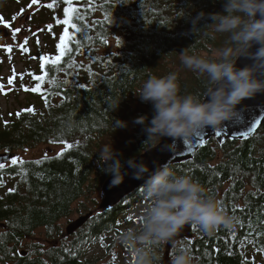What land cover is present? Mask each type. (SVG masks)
<instances>
[{"label": "trees", "instance_id": "trees-1", "mask_svg": "<svg viewBox=\"0 0 264 264\" xmlns=\"http://www.w3.org/2000/svg\"><path fill=\"white\" fill-rule=\"evenodd\" d=\"M9 1L0 2L8 8L0 6V18L11 17ZM53 2V9L46 7ZM223 3L224 0H92L89 5L88 0H74L80 18L73 22L81 31L74 33L70 45L73 51L59 65H46L48 79L55 81L46 80L42 85L47 105L39 93L24 89L38 83L29 73L43 74L41 55H59L56 45L63 25L56 19H64L67 5L64 0L36 3L37 11L31 18L42 26L43 44H38L37 53L31 54L36 69L29 71L18 89L27 95V104L17 111L21 115L17 117L16 112L4 116L0 112V153L29 151L38 145L62 146L59 153L64 150L61 141L72 148L59 158L57 153L48 156L41 164L31 162L44 156L23 160L22 165L12 166L9 162L0 170L4 182L0 186V264H93L84 260L81 252L90 238L100 241L113 256L114 243L120 241L123 232L139 226L142 217H124L135 209L136 195L137 203L147 200L143 186L117 205L89 215L83 225L85 234H80L82 227L78 229L73 233L78 237L70 245L59 243L61 233L57 227L70 215L74 203L80 202L78 211L84 215L97 207L92 196L111 176L102 171L107 165L99 161L104 143L118 142L116 151L125 166L127 160L156 146L157 141H147L145 125L134 122L147 116L148 123L154 115L152 103L142 102L136 94L149 75L175 73L182 95L205 98L206 77L184 67L180 52L188 48L189 54L210 58L224 46L227 34L214 33L207 26L213 23L208 14L222 13ZM200 12L206 15L194 24ZM47 25H52L51 31ZM111 44L113 50H109ZM72 60L73 66L67 67ZM29 107L34 108L35 115L22 112ZM115 119L126 121L128 126L116 130ZM172 167L178 175L200 183L206 196L219 200L229 214L238 217L234 227H219L211 235L193 224V237L176 244L192 252L195 264H264V125L246 140L220 144L211 139L193 159ZM9 189L15 191L9 193ZM40 228L46 231L44 242L50 243L49 247L40 242L22 251L23 242ZM162 248L163 245L158 249L160 264ZM120 249L131 251L124 243ZM171 249L174 254L177 247L173 244ZM131 264H136L134 253Z\"/></svg>", "mask_w": 264, "mask_h": 264}, {"label": "clouds", "instance_id": "clouds-1", "mask_svg": "<svg viewBox=\"0 0 264 264\" xmlns=\"http://www.w3.org/2000/svg\"><path fill=\"white\" fill-rule=\"evenodd\" d=\"M205 15L200 12L193 23ZM208 15L213 23L207 26L214 33L227 34L224 46L216 49L210 58L189 54L188 48L180 52L184 67L206 77L205 98L182 95L175 73L149 75L136 93L142 102L152 103L154 115L148 123L147 116H140L134 122L145 125L147 141L155 140L156 145L163 137L173 138V144L166 146L169 150H174L176 139L191 137L208 126L216 128L232 120L237 116V105L264 92V0H224L222 13ZM253 45H259L255 52L250 51ZM242 55L253 63L237 68L236 61ZM115 120L116 130L128 126L126 121ZM99 161L107 165L102 171L112 176L110 186L124 181L125 162L112 143L100 148ZM126 163L133 169L135 179H144L143 188L149 201L140 213L139 226L126 229L120 237L134 252L136 264H160L158 249L168 242L177 247L170 264H195L192 252L175 241L186 225L196 224L211 235L219 227H234L238 223V217L229 214L219 200L204 194L200 183L178 175L169 162L155 170L143 162L137 163L135 158Z\"/></svg>", "mask_w": 264, "mask_h": 264}, {"label": "rangeland", "instance_id": "rangeland-1", "mask_svg": "<svg viewBox=\"0 0 264 264\" xmlns=\"http://www.w3.org/2000/svg\"><path fill=\"white\" fill-rule=\"evenodd\" d=\"M27 0H11L7 3V5L11 8L10 12L12 15L10 18H2V22L0 23V31L6 30L7 36H1L0 34V85H3V91H0V112L7 116V114L11 113L14 114L19 111L23 106L27 104V95L23 91H19L20 84L22 80L28 77V73L30 70H35L37 64L34 60L31 59V54H36L38 47L37 40L39 41L40 46H42L43 41L42 38V26L38 25L33 17L31 16L37 11V4H33L32 2H26ZM31 5V6H30ZM1 8L8 9L4 3L0 4ZM5 15H7L6 11H3ZM19 28L20 31L15 34V38L12 36V32ZM43 39V38H42ZM27 40V47L28 52L23 51L20 45L24 44V41ZM6 46H11L12 51L9 53L5 50ZM112 44L109 46V50L112 49ZM30 50V51H29ZM8 54V55H5ZM24 54V55H23ZM15 74V79L13 80L12 84H9L8 81L10 78H13ZM21 74L23 75V79H20ZM18 92V94H16ZM30 102H33L30 100ZM169 137H165L167 139ZM163 139V140H165ZM116 142V143H115ZM111 142L114 150H116V146H118V142ZM161 142V141H160ZM110 142L107 141L104 144H109ZM103 144V145H104ZM62 146H49V145H38L34 149L24 152H16V157L21 158L22 160H32V159H39L47 153L48 156L56 154ZM9 163V162H8ZM7 163V164H8ZM5 164V165H7ZM93 199L96 200L97 207L91 208L86 214H82L78 211L80 207V202H76L71 207V213L68 217L63 218L59 221L58 226L59 232L61 236H59V243L63 242L67 245H70L71 242L76 239L77 233L73 235H67L66 229L72 222H75L81 217H85L87 215H93L96 211L100 210V205L102 204L103 200L105 199V195L101 190L92 196ZM135 209L130 211L124 219L126 220H134L138 217H141L140 213H142L144 207L149 203L148 198L143 203L140 201L137 203L139 196H135ZM87 203V202H86ZM129 217L131 219H129ZM128 224V223H127ZM131 226V225H129ZM193 226V224H192ZM135 227V226H133ZM81 235L85 234V231L82 227ZM45 230L40 228L37 229L33 235L26 239L22 246V251L26 249L27 246L32 244H40L42 242L46 248L49 247L50 243L44 242L45 240ZM192 237H193V227H192ZM105 240V239H104ZM89 243L83 244L82 247V257L84 260H89L93 264H110L114 262L116 264H131L132 262V255L133 251L131 250H122L120 246H122L121 241H116L114 243L115 248L113 250L114 255L111 256L108 254L103 245L100 241H96L95 239L90 238ZM106 241V240H105ZM58 243V244H59ZM105 243L110 244V240L106 241ZM165 246L163 245L162 252H161V262H163V257L165 254ZM110 252V251H109ZM173 255V251L170 248L169 256ZM169 261V260H168ZM262 261V260H261ZM263 262V261H262ZM168 263V262H167ZM166 263V264H167Z\"/></svg>", "mask_w": 264, "mask_h": 264}, {"label": "water", "instance_id": "water-1", "mask_svg": "<svg viewBox=\"0 0 264 264\" xmlns=\"http://www.w3.org/2000/svg\"><path fill=\"white\" fill-rule=\"evenodd\" d=\"M1 36H7L6 30L0 31ZM259 45H253L250 51L255 52ZM253 60L246 56H240L236 61L237 68H243L251 65ZM257 119H264V92L258 93L255 97L247 98L240 105H237V116L232 120L225 121L222 126L211 127L208 126L201 129L197 134L188 137L175 140L174 150H169L168 145L173 144V138H167L160 142L155 147L150 148L145 153L140 155L135 160L137 163L143 162L148 165L150 170H155L159 165L164 163H170L171 166L185 163L193 159L194 154L202 148L206 142L211 139H215L218 143L222 144L226 140L241 141L251 138L257 131L249 134L248 137H241L240 133L247 131V127ZM263 125L259 126L258 130ZM219 132L220 135H216ZM203 139L204 143L201 144L200 140ZM15 153H0V163L7 164L12 158H15ZM125 175L124 181L118 186H110L112 176H110L102 185V191L105 195V199L100 205L99 209L111 208L120 203L124 198L141 188L144 184V179H135L132 175L133 169L128 165L124 166ZM146 179V177H145ZM89 215L81 217L75 222L69 224L66 229L67 235H72L78 229L83 227L87 222ZM192 238V224L186 225L179 235L175 238L178 242L181 239ZM173 243L168 242L165 246V254L162 264H166L169 260V251ZM25 252L22 253L25 256Z\"/></svg>", "mask_w": 264, "mask_h": 264}, {"label": "snow or ice", "instance_id": "snow-or-ice-1", "mask_svg": "<svg viewBox=\"0 0 264 264\" xmlns=\"http://www.w3.org/2000/svg\"><path fill=\"white\" fill-rule=\"evenodd\" d=\"M38 2H39V0H32L33 4H36ZM64 3L67 5L63 9L64 19L60 20V19H56L54 17V19H56L57 24L63 25V32L59 36V43L56 45V48L59 52V55H55L52 57H49L47 55H41L39 57V59L41 61L40 67H41L43 74L36 75L35 73H29V75L32 76L33 80L37 81L38 83H36L35 86L32 87L31 89H28V88L24 89L25 91H31L34 93H39L42 96V98L44 99V102L46 105L48 103V99H47V95H45L43 90H42V85L45 83L46 80L48 83H54L55 82L51 79H48L47 72L45 71L46 65H48V64H51L53 66L59 65L61 60L73 51V49L70 45L72 44V41L74 39V33H78L81 31V28L77 26V23L73 22L74 18H80L78 16V9L73 6L74 0H64ZM88 3H89V5H91L92 0H88ZM46 7L49 9H53L54 8V2L47 4ZM74 14H75V16H74ZM0 20H2V18H0ZM47 28L49 31H51L52 25H47ZM19 31H20V29L17 28L12 32L13 38H15V34L18 33ZM37 43L39 44L38 40H37ZM105 43H106V41H105ZM26 44H27V40L24 41V44L20 45V47L23 51H27V48L25 47ZM77 45H79V41H77ZM5 50L10 53L12 51V48H11V46H6ZM33 58H35V57H33ZM74 63H75L74 60L70 61L67 65V67L71 68ZM89 71H91V69H89ZM14 79H15V74H14L13 78L9 79L8 83L12 84ZM20 79H23L22 74L20 76ZM81 87H83V85H81ZM0 91H3V85H0ZM22 112H27L29 114L35 115V110L32 107H29L27 109H23ZM16 115H17V117H19L21 115V112H17ZM261 125H264V119L255 120L254 122H252L250 124V126L247 127V131H243L240 133V136L241 137H248L250 133L258 131V128ZM5 126H7V122H5ZM216 135H220V133L217 132ZM61 143H64V150L57 153V158H59L60 156H63L65 151L72 148L71 144L65 143L63 141H61ZM200 143L203 144L204 140L201 139ZM48 159H49V157H48L47 153H45L42 160L32 161L31 163L41 164L43 162V160H48ZM10 163L12 166H15L18 163L22 165L25 163V161H23L19 157H15V158L11 159ZM5 166H6L5 163H0V170H3L5 168ZM3 183H4L3 180L0 179V186H3ZM14 191H15V189H9V193L14 192ZM129 219H131V218L129 217ZM192 227H195V225H193ZM101 241H103V237H101ZM261 251L264 252V249H261ZM245 264H246V262H245Z\"/></svg>", "mask_w": 264, "mask_h": 264}, {"label": "flooded vegetation", "instance_id": "flooded-vegetation-1", "mask_svg": "<svg viewBox=\"0 0 264 264\" xmlns=\"http://www.w3.org/2000/svg\"><path fill=\"white\" fill-rule=\"evenodd\" d=\"M170 258H171V256H169V261H168V263H167V264H170ZM161 264H162V262H161Z\"/></svg>", "mask_w": 264, "mask_h": 264}]
</instances>
